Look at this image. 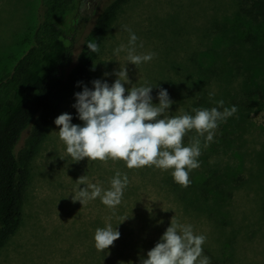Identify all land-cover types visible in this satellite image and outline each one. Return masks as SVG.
<instances>
[{"label": "rangeland", "instance_id": "obj_1", "mask_svg": "<svg viewBox=\"0 0 264 264\" xmlns=\"http://www.w3.org/2000/svg\"><path fill=\"white\" fill-rule=\"evenodd\" d=\"M40 8L41 0H0V81L11 75L18 60L33 45ZM236 12V0L82 1L67 86L51 109L23 134L17 147L23 171L18 185L23 198L13 223L0 228V264H141L174 216L180 223L192 225L195 234L207 237L203 254L210 264H264V109L236 112L223 121L229 132L236 134L231 135L233 143L229 147L213 146L220 134L217 129L208 147H203L201 138L200 167L191 171L189 186L198 185L207 170L214 168L237 172L245 179L229 203L213 206L209 202L202 208H196V196L191 195L189 186L174 181L172 170H130L123 161H73L54 122L68 113L73 124L83 126L73 107L75 93L82 92L84 86L94 90L92 81L97 79L113 84L115 73L123 66L131 81L125 87L145 83L153 86L154 104H159V90H167L174 103L166 115H193L192 106L202 90L208 95L214 93V102L223 100V107L228 108L231 95L243 86L242 77L200 88L192 59L210 58L209 49L220 46L214 25L233 20ZM101 20L104 29L97 38L95 32ZM124 26L138 37L137 54L156 53L152 61L135 66L128 63L126 52L115 55V48L129 42ZM88 42L97 43L99 52L89 50ZM89 52L92 69L86 78L79 79L75 73L79 65L90 60ZM195 135L194 130L189 132L184 145ZM117 171L126 173L130 183L114 211L99 198L85 205L73 202L76 181L81 176L86 175L89 182L107 190ZM190 196L194 207L187 200ZM108 224L121 236L114 246L97 251L95 231Z\"/></svg>", "mask_w": 264, "mask_h": 264}, {"label": "trees", "instance_id": "obj_2", "mask_svg": "<svg viewBox=\"0 0 264 264\" xmlns=\"http://www.w3.org/2000/svg\"><path fill=\"white\" fill-rule=\"evenodd\" d=\"M82 1L41 0L33 45L18 60L11 75L0 81V228L13 223L23 198L18 185V176L23 173L17 156L19 142L67 86V70L73 62L81 24ZM236 4L233 20L214 25L213 33L220 38V46L209 49L208 60L192 59V65L200 88L215 81L229 82L242 77L243 86L231 95L228 108L236 106L238 113L247 114L264 109V0H236ZM103 29L101 20L95 32L97 38ZM87 56L90 60L79 65L75 73L79 79L86 78L92 69V55L89 52ZM192 107H217L221 112L224 108L203 90ZM217 130L220 134L213 146L229 147L233 143L231 135L236 134L229 132L224 122H219ZM244 182L237 172L214 168L207 170L203 180L189 189L196 196V208L209 202L220 206L229 203ZM187 200L194 207L192 197ZM262 211L264 215V204Z\"/></svg>", "mask_w": 264, "mask_h": 264}, {"label": "clouds", "instance_id": "obj_3", "mask_svg": "<svg viewBox=\"0 0 264 264\" xmlns=\"http://www.w3.org/2000/svg\"><path fill=\"white\" fill-rule=\"evenodd\" d=\"M124 30L129 32L128 45L121 44L115 48V55L126 52L128 63L135 66L152 61L156 53L137 54L138 37L127 26ZM139 46L142 48L143 43ZM87 47L92 52H99L95 42H88ZM115 75L117 79L111 85L97 79L92 81L94 90L84 86L82 92L75 93L73 107L77 109L83 126L73 124V117L68 113L55 119L59 128L58 137L66 145L67 155L75 162L85 158L103 163L123 161L130 170L144 167L172 170L174 181L188 187L191 171L200 167L201 138L203 147H208L219 122L235 114L237 107H224L222 112L217 107L193 108L194 115L169 116L166 113L174 102L166 89L159 90V104H154L151 95L153 86L145 83L126 88L125 84H131L126 66L120 67ZM213 95L210 93V98ZM217 103L220 107L224 106L223 100ZM193 130L196 135L185 146L184 137ZM76 182L73 202L85 205L99 198L113 211L121 204L124 190L130 183L128 175L120 171L111 179L107 190L98 183L89 182L86 175ZM82 184L86 187L81 189ZM120 236L121 233L111 224L97 228L95 248L104 252L114 246ZM206 239L205 235L195 234L192 225L182 224L174 216L160 241L147 252V259H141V264H210L209 258L203 254Z\"/></svg>", "mask_w": 264, "mask_h": 264}]
</instances>
